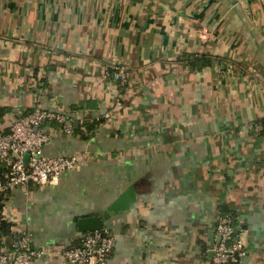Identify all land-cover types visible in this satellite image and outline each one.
I'll use <instances>...</instances> for the list:
<instances>
[{
	"label": "crops",
	"instance_id": "obj_1",
	"mask_svg": "<svg viewBox=\"0 0 264 264\" xmlns=\"http://www.w3.org/2000/svg\"><path fill=\"white\" fill-rule=\"evenodd\" d=\"M36 108L101 123L87 140L47 126L44 155L84 164L7 193L33 264H67L76 221L128 190L107 264H211L229 213L240 264H264V0H0V133Z\"/></svg>",
	"mask_w": 264,
	"mask_h": 264
},
{
	"label": "built area",
	"instance_id": "obj_2",
	"mask_svg": "<svg viewBox=\"0 0 264 264\" xmlns=\"http://www.w3.org/2000/svg\"><path fill=\"white\" fill-rule=\"evenodd\" d=\"M119 79L125 84L124 74L120 73ZM51 124H55L63 136H73L72 117L58 110L41 108L20 115L7 132L0 133V165L7 168L4 179L0 180V195L29 185L43 186L84 164L85 159L79 153L58 157L44 155V147L49 142L45 128ZM25 155H28L27 162ZM5 207L1 216L9 220ZM215 229L219 241L212 249L211 264H240L245 250L235 235L234 218L230 214L222 216ZM114 245L115 237L103 228L81 235L77 246L57 249L67 264H107ZM44 255L43 250L32 246L27 233L18 239L6 237L0 243V264H33Z\"/></svg>",
	"mask_w": 264,
	"mask_h": 264
},
{
	"label": "trees",
	"instance_id": "obj_3",
	"mask_svg": "<svg viewBox=\"0 0 264 264\" xmlns=\"http://www.w3.org/2000/svg\"><path fill=\"white\" fill-rule=\"evenodd\" d=\"M183 60L186 65H188L191 69H201V68H207L212 64L213 58L207 57V56H189V55H184ZM120 79L118 78V81ZM120 85L124 86L125 84H122L120 81ZM122 88V87H120ZM101 120L97 121H92V122H85L83 121L78 125V127H74L73 129V135H78L81 139L87 140L91 136V134L98 128L100 125ZM262 128H261V134L264 136V119L261 122ZM7 172V168L1 164L0 165V180L4 179V174ZM9 191H6L5 193L0 195V243L1 240L4 237H9V238H20L19 234H16L14 232V224L13 222L4 219L1 216V212L4 209L5 205V199L7 197V193ZM233 218L234 216L229 213ZM235 221V219H234ZM105 228V227H104ZM80 239V238H79ZM79 239H77L74 242V246H77L79 244Z\"/></svg>",
	"mask_w": 264,
	"mask_h": 264
},
{
	"label": "water",
	"instance_id": "obj_4",
	"mask_svg": "<svg viewBox=\"0 0 264 264\" xmlns=\"http://www.w3.org/2000/svg\"><path fill=\"white\" fill-rule=\"evenodd\" d=\"M27 159L28 155H25L24 161L27 162ZM133 202H135L133 191L128 190L116 199L104 214L78 219L75 223V228L82 236L90 232L101 231L103 229V221L110 219L119 212L128 210Z\"/></svg>",
	"mask_w": 264,
	"mask_h": 264
}]
</instances>
